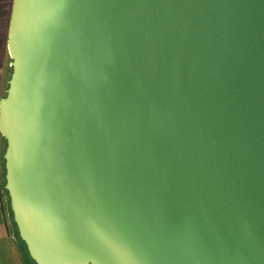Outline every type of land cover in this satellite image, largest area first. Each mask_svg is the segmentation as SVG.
<instances>
[{
	"label": "water",
	"instance_id": "95a60500",
	"mask_svg": "<svg viewBox=\"0 0 264 264\" xmlns=\"http://www.w3.org/2000/svg\"><path fill=\"white\" fill-rule=\"evenodd\" d=\"M7 50L36 264H264V0H13Z\"/></svg>",
	"mask_w": 264,
	"mask_h": 264
},
{
	"label": "crops",
	"instance_id": "0c3cea01",
	"mask_svg": "<svg viewBox=\"0 0 264 264\" xmlns=\"http://www.w3.org/2000/svg\"><path fill=\"white\" fill-rule=\"evenodd\" d=\"M13 0H0V98L4 95L9 77L10 57L7 50L8 29ZM5 140L0 134V264H26L21 253L20 242L11 225L3 189L1 156ZM4 177V176H3Z\"/></svg>",
	"mask_w": 264,
	"mask_h": 264
},
{
	"label": "trees",
	"instance_id": "16d2710c",
	"mask_svg": "<svg viewBox=\"0 0 264 264\" xmlns=\"http://www.w3.org/2000/svg\"><path fill=\"white\" fill-rule=\"evenodd\" d=\"M2 161H3V162H2V166H3V176H4L5 170H4V160H3V158H2ZM3 189H4V187H3ZM4 191L6 192L5 189H4ZM6 194H7V192H6ZM8 205H9V199H8ZM9 208H10V207H9ZM12 220H13V219H12ZM13 224H14V233H15L16 237L18 238L19 242H20V249H21L22 257H23L25 263H26V264H31V262H33L34 264H36V263L31 259V257L29 256L28 251H27V249H26V246H25L24 242L20 239V237H19V235H18V232H17L16 225H15L14 222H13Z\"/></svg>",
	"mask_w": 264,
	"mask_h": 264
},
{
	"label": "rangeland",
	"instance_id": "374dc122",
	"mask_svg": "<svg viewBox=\"0 0 264 264\" xmlns=\"http://www.w3.org/2000/svg\"><path fill=\"white\" fill-rule=\"evenodd\" d=\"M8 73L10 74V72H11V67H10V64H9V67H8ZM1 158H2V156H1ZM3 161H2V159H1V163H2ZM1 172H2V180H3V182H4V177H3V166H2V168H1ZM5 194H6V192H5ZM6 204H7V207H8V211H9V217H10V222H11V225H12V228L14 229V224H13V220H12V213H11V210H10V208H9V205H8V196H7V194H6ZM31 264H34L33 262H31Z\"/></svg>",
	"mask_w": 264,
	"mask_h": 264
}]
</instances>
